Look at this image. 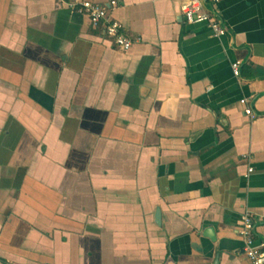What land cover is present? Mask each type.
Instances as JSON below:
<instances>
[{"label":"crops","instance_id":"crops-1","mask_svg":"<svg viewBox=\"0 0 264 264\" xmlns=\"http://www.w3.org/2000/svg\"><path fill=\"white\" fill-rule=\"evenodd\" d=\"M117 1L127 51L60 0H0V264H252L264 0H220V37L182 0Z\"/></svg>","mask_w":264,"mask_h":264},{"label":"built area","instance_id":"built-area-1","mask_svg":"<svg viewBox=\"0 0 264 264\" xmlns=\"http://www.w3.org/2000/svg\"><path fill=\"white\" fill-rule=\"evenodd\" d=\"M68 8L84 13L93 26L104 24L106 33L113 39L116 47L122 51L129 50L134 40L124 33L123 24L111 15V9L117 4V0H110L109 6H105L91 0H60ZM220 0H182L181 10L188 24H206L216 37L227 33V28L217 15L216 5ZM215 10V12H213ZM233 72L240 75V62L232 64ZM243 102H247L244 98ZM245 113L255 117L250 106L245 108ZM253 168H249L252 171ZM239 234L244 241V253L252 264H264V240L257 242L254 235L255 217L250 212H245L241 217Z\"/></svg>","mask_w":264,"mask_h":264},{"label":"water","instance_id":"water-1","mask_svg":"<svg viewBox=\"0 0 264 264\" xmlns=\"http://www.w3.org/2000/svg\"><path fill=\"white\" fill-rule=\"evenodd\" d=\"M206 2H207V0H204V4L206 5ZM213 12H215V10H213ZM223 22V21H222ZM225 25V24H224ZM226 26V25H225ZM227 28V27H226ZM227 32H228V29H227ZM240 72H241V66H240ZM256 115V114H255ZM157 218H158V222H159V211H158V214H157ZM209 230V232L211 233V237H212V239L214 240L215 239V237H214V234H213V229L212 228H209L208 229ZM238 230H239V228H238Z\"/></svg>","mask_w":264,"mask_h":264}]
</instances>
